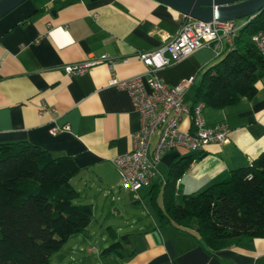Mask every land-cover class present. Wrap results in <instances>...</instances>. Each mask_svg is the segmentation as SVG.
<instances>
[{
	"label": "crops",
	"instance_id": "obj_1",
	"mask_svg": "<svg viewBox=\"0 0 264 264\" xmlns=\"http://www.w3.org/2000/svg\"><path fill=\"white\" fill-rule=\"evenodd\" d=\"M185 14L162 0L22 3L0 19V143L28 141L55 156L72 157L81 168L71 179L81 193L79 200L94 209L95 201L85 202L84 192L97 188L95 191L105 201H114L113 188L119 186V192L125 188L120 187L114 159L131 148L132 132L141 123L128 91L109 85L110 77L113 72L120 78L142 72L147 83L151 71L136 56L137 51L156 48L172 37ZM104 54L128 55L129 61L118 62L114 70L106 63H97L72 76L64 70L66 64L100 59ZM220 58L209 47L198 46L156 72L171 84L192 77L183 94L184 101L192 103L201 72ZM257 81L256 92L250 98L241 97L237 103L221 107L203 105L208 124H228L226 141L210 142L201 150H167L156 162L157 175L146 185L149 188H127L133 198L143 199L144 203L140 213L117 205L127 226L120 230H125L130 253L123 250L122 256L116 252L103 254L107 246L94 244L81 247L90 242L86 235L89 225L78 233L83 238L78 239L76 248L60 254L55 264H264V237L245 235L230 246L208 250L190 230L160 221L150 193L155 186V201L161 205L168 167L177 154L193 156L176 180L179 198L182 193L224 179L232 168L250 163L264 149V74ZM43 105L46 110L40 113ZM191 123V116L186 114L180 124L189 128ZM53 125H69L70 129L53 134ZM157 137V133L151 137L149 154ZM144 195L149 196L151 204ZM97 207L102 210L101 205ZM104 213L111 217L105 207ZM113 235L118 233L114 230ZM81 251L91 257H81Z\"/></svg>",
	"mask_w": 264,
	"mask_h": 264
},
{
	"label": "trees",
	"instance_id": "obj_2",
	"mask_svg": "<svg viewBox=\"0 0 264 264\" xmlns=\"http://www.w3.org/2000/svg\"><path fill=\"white\" fill-rule=\"evenodd\" d=\"M261 27L264 7L239 26L233 46L203 69L191 104L202 100L221 107L255 94L264 53L251 35ZM192 157L174 156L161 205L155 201V186L150 189L159 220L190 230L211 251L245 235L264 237V149L224 179L177 198L176 180ZM80 171L72 157L55 156L28 141L0 143V264H51L70 236L87 229L92 205L79 200L81 193L71 183ZM126 240L114 241L103 254L130 253Z\"/></svg>",
	"mask_w": 264,
	"mask_h": 264
},
{
	"label": "built area",
	"instance_id": "obj_3",
	"mask_svg": "<svg viewBox=\"0 0 264 264\" xmlns=\"http://www.w3.org/2000/svg\"><path fill=\"white\" fill-rule=\"evenodd\" d=\"M213 6L218 8L217 5ZM253 14L248 15L247 20ZM235 19H215L205 21L201 18L191 17L185 14L183 22L172 37L164 40L156 48L138 50L136 56L151 71L147 79L143 74L136 73L132 76L120 78L112 73L109 85L125 88L134 108L139 111L140 123L137 130L132 132V146L126 152L119 154L114 159L115 167L119 173L120 187L136 191L142 185H149L157 175L156 162L160 161L162 154L167 150L184 148L186 150H201L210 142H224L228 138L229 126L225 122L208 124L205 121L202 110V100L194 104L184 101V91L192 77H187L171 84L164 76L158 75L157 69L168 65L174 60L181 59L198 46H207L214 51L216 56H222L225 51L233 46V38L241 24L235 23ZM67 27V25H66ZM261 52L264 53V27L251 35ZM129 61L128 55L111 57L104 54L100 59L86 60L64 65L67 75H75L86 72L97 63H106L114 70L118 62ZM1 67V61H0ZM46 105L40 107L43 113ZM191 116V126L181 127L184 115ZM69 130L70 126L59 127L53 125L51 132ZM158 135L154 143L152 153H148V146L154 134Z\"/></svg>",
	"mask_w": 264,
	"mask_h": 264
},
{
	"label": "rangeland",
	"instance_id": "obj_4",
	"mask_svg": "<svg viewBox=\"0 0 264 264\" xmlns=\"http://www.w3.org/2000/svg\"><path fill=\"white\" fill-rule=\"evenodd\" d=\"M245 20H247L246 17L239 16L236 17L235 23L242 24L245 22ZM72 183L73 185H76L75 180H73ZM141 187L149 188V186H145V185ZM96 189L97 188H94V190L87 189L84 192V201L85 202L95 201V207L93 209L94 212H93L92 222L88 228V231L86 232V235L89 237L90 242L86 243L85 245H81V247H87L88 244H94L96 246H99L100 248L101 246H108L114 241L121 240L122 242H124L125 230H120V227L121 226L127 227V226L124 225L125 224L124 220L120 217V213L118 211L119 208L117 207V205H119L120 207L125 206L131 212L140 213L141 209H144V205H143L144 203H142L143 199L139 198L140 200H138L137 198L136 199L133 198V195L131 194L132 191H130L127 188H123L119 192V186H115V188H113V193H112V195H115L114 201L110 199L108 201H105V198L102 197V194L95 191ZM144 197L146 201L151 204L150 202L151 199H149V196L144 195L143 198ZM98 205H101L102 210L105 207L108 213L110 212L111 217L110 218L107 217L106 216L107 213L102 214V210L97 207ZM115 208H117L118 210H115ZM108 226L111 227L113 226L114 227L113 229L118 233V236H114L113 235L114 230L108 228ZM82 238H83V234H75L74 236H72L70 241L67 244H65V246H63V248L53 256L52 258L53 263L55 264V261L58 259L60 254L65 253L70 248L75 249L79 241L78 239H82ZM80 254L81 257L84 256L91 257L88 254H86L85 251H81ZM80 260H82V258H80Z\"/></svg>",
	"mask_w": 264,
	"mask_h": 264
},
{
	"label": "water",
	"instance_id": "obj_5",
	"mask_svg": "<svg viewBox=\"0 0 264 264\" xmlns=\"http://www.w3.org/2000/svg\"><path fill=\"white\" fill-rule=\"evenodd\" d=\"M27 0H0V19ZM176 7L182 13L209 21L215 19H235L255 14L264 7V0H162ZM217 5L215 9L213 6ZM115 210H118L115 208Z\"/></svg>",
	"mask_w": 264,
	"mask_h": 264
}]
</instances>
